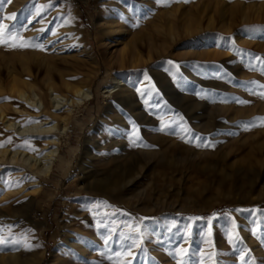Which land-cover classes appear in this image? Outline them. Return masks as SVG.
Listing matches in <instances>:
<instances>
[{
  "label": "rangeland",
  "instance_id": "rangeland-1",
  "mask_svg": "<svg viewBox=\"0 0 264 264\" xmlns=\"http://www.w3.org/2000/svg\"><path fill=\"white\" fill-rule=\"evenodd\" d=\"M140 1L119 12L116 0H0V22L13 30L23 26L22 36L40 45L0 44V111L15 123L12 130L0 122V147L23 160L0 162V226L17 240L0 248V264L38 258L52 264L75 212L89 215L80 224L96 240L81 247L83 264H114L137 224L143 240L131 257H119L129 264H264V87H258L264 85V0ZM122 10L131 25L107 30L105 24L121 22ZM13 13L14 20L4 19ZM122 50L125 58L134 56L124 68L118 65ZM113 76L125 78L139 112L119 111L124 130L105 111ZM11 80L54 107L48 81L62 97L70 96L63 83L91 92L63 133L66 108L54 112L60 117L48 139H57V150L47 175L34 170L44 169L55 147L26 143L54 119L42 113L18 119L13 110L24 103L7 98ZM36 108L42 109L38 101ZM16 136L21 145L11 143ZM114 140H129L153 157L111 201L80 189V178L88 169H97L98 178L113 174ZM177 248L186 255L178 256Z\"/></svg>",
  "mask_w": 264,
  "mask_h": 264
},
{
  "label": "bare ground",
  "instance_id": "bare-ground-1",
  "mask_svg": "<svg viewBox=\"0 0 264 264\" xmlns=\"http://www.w3.org/2000/svg\"><path fill=\"white\" fill-rule=\"evenodd\" d=\"M84 1H87V0H84ZM116 2H117L116 4L113 3L114 9L118 8V10H119V8L123 9V5L126 6L128 4L131 5V3L133 4V2H131V0H116ZM112 7H113V5H112ZM131 9H133V8H131ZM122 11H123L122 14L123 13L125 14L124 10H122ZM119 12H120V10H119ZM128 13H130V12H128ZM131 13H132V11H131ZM122 17L123 18L120 19L121 20L120 23H116V24H115V22L107 23V24H105V28L107 30H111V31L121 30L124 32L125 29H127L131 25V23L133 22V19H131L130 16H127V15L126 16L124 15ZM115 18L113 19L114 21H115ZM133 57H134L133 54L129 52V54H127V58H125L124 51L122 50V52L119 56V59H118L119 67L124 68L126 66V64L128 65L129 58L132 59ZM124 79L125 78L122 76H113L111 78L112 83H111L110 89L104 93V94H106V99H111V102L106 105L105 111L107 113L115 114V119L113 120V125H115L114 126L115 128L119 127L123 130L126 129L127 126L124 125L125 119L123 120L122 118H119L118 114H119L120 110H125L127 112H130V114L133 113V115L135 117H137L139 115L138 109L135 106L134 94L132 93V91H130L128 89L127 83H123ZM62 85L66 90H68L70 92V96L67 95L68 97L67 96L62 97L60 95L61 93L59 94V91H58L59 88H57L55 86V84H53L49 81L47 83L46 90H48L50 92L51 96L54 97L53 98L55 100L54 103H56V105L54 107L53 104H51L50 102L48 103V101L44 100L42 98L43 96L40 98L37 97V94H34V92L32 91L33 89L31 87H29V90L31 92H33V95H31L32 93L29 94L28 92L23 91L20 84H17L15 81L11 80L10 85H9V90H8L9 93L7 94V98L13 99L17 102H23L24 103L23 110H18L17 108H14V110H13V111H15L18 119H21L23 117V115H29L32 117L34 114H41V113H42V115H46L47 118L54 119L51 122V124L53 123L52 125L47 126L46 128H43V129L38 128L35 131L36 134L31 133L30 139L34 142L26 143L27 145H32V146L35 145V147H37V149H39V150L42 148L41 146L43 144H45L49 147L57 146V139H51V138L48 139L49 137H51L50 132L52 131V129L57 128L55 116L57 115V117H60V115H58V114L55 115L54 112L60 111L63 107L66 108L67 114L64 117L60 118V121H62V124H63V127H62L63 129L61 131L63 133L65 131L67 119L70 118L69 116H71V114H72V110L75 109L76 107L78 108V106H80L81 104L83 106L87 102L90 101L91 92H90L89 88H87L85 86H78V85L77 86H71L68 83H63ZM64 95H65V93H64ZM37 101H38V103L40 102V104L42 106V109L40 111H38V109H39L38 107H37L38 109L36 108ZM60 103H65V104H63L61 107H59ZM78 110H79V108H78ZM11 120H9L7 118L6 114L3 111H0V122H1V124L4 125L6 129L14 130L15 123L12 122ZM44 124H46V122ZM21 127L22 126H20V128ZM116 132H117L118 136L121 134L119 131H116ZM22 133H24V132H22ZM27 135H29V134H27ZM18 139L19 138L16 136L11 143L15 144V145H21L19 142H17ZM99 141H101V140H99ZM127 141L128 142L121 143V141L119 142L118 140H114L110 144L111 147L116 146L117 150L119 152L118 159L110 162V164L113 165L114 168H116V169H114L113 174L111 176H108V178H106V177H99L98 178V175L100 174V172H97V169L96 170H94V169L85 170L84 173L82 174L81 178H80V180H81L80 189H88V190L93 191V192L97 191V192L101 193L102 195L110 197L111 201H113V199L116 197V193H118L119 191H121V190L125 189L126 187H129L135 183V181L140 176L142 169L144 168V165H145L144 162L147 161V159L149 157H153V156H152V153H150V152H146V151L144 152L143 150H141V151L136 150L135 145H133V143H130L129 140H127ZM107 143H108V141H107ZM43 147H44V145H43ZM34 148L32 147V149H34ZM104 149H106V148H104ZM56 150H57V147H55V149L48 151L46 153L45 156H48V157L46 160L45 159L43 160L44 161L43 164L41 163L44 167L43 170L40 169V170L36 171V169H35L34 171L37 173L39 171H41L44 175H47L51 169L52 162L54 160L53 158H56V155H55ZM19 154L20 153L17 154L16 151L11 152L8 149H2L0 147V162L21 163L23 160L20 161ZM157 155H158V153H157ZM92 160H93V158H92ZM100 161H101V159H100ZM93 163H94V160H93ZM94 164H96V163H94ZM35 166H36V162H34L31 165L30 164L28 165V167L32 170L35 168ZM33 199L31 198L29 200L30 203H33ZM73 217L74 218H72V220L70 221L71 224L68 225V228L66 227L67 229L65 228L66 230L64 231V233L62 234V237H61L60 242L62 243V253L59 255V257L57 259H54L51 261L52 264H83L85 257H86V251L83 250V248H81V247H84V245L90 246L96 241L94 236H93L94 235L93 232L88 230V229L86 230V228H83L81 226L82 224H80V220L82 221L83 218H85V219L89 218V215L88 214H82L81 212H75ZM75 236H77V237L79 236V237L83 238V241L82 240L76 241L74 239ZM64 250H65V252H64ZM42 256H43V254H42ZM75 256H76V258H75ZM13 258H15L14 255H13ZM39 260H40V258H38V260H36L32 264H39Z\"/></svg>",
  "mask_w": 264,
  "mask_h": 264
},
{
  "label": "snow or ice",
  "instance_id": "snow-or-ice-1",
  "mask_svg": "<svg viewBox=\"0 0 264 264\" xmlns=\"http://www.w3.org/2000/svg\"><path fill=\"white\" fill-rule=\"evenodd\" d=\"M36 14L38 15L39 11H37ZM15 18H16L15 13L4 17V19L6 20H14ZM23 30H25L23 26L20 29L13 30L9 28L8 26H6L4 23L0 22V44L7 45L12 48L40 47V45L33 43L31 40H26L21 34ZM252 30H255V29H252ZM255 59L260 60L261 58L256 57ZM169 63H172V62H169ZM261 72L264 73V67H261ZM145 76H147L146 73H145ZM258 87H264V85H260ZM137 91H139V89H137ZM259 94L262 97H264V92H260ZM261 123L264 124V119H261ZM245 127H247V125ZM144 219H147V218H144ZM190 219H200V218L197 217V218H190ZM135 230H136L137 235L130 238L131 245L127 247L123 252L116 253V256L118 257V259L114 262V264H129V261L127 259H119V257L121 256L131 257L133 255L131 248L139 247L138 242L143 240L144 233L142 231L141 225H138V224L135 225ZM4 231H5L4 228L0 226V248L7 247V246L15 247V245L17 244V240L15 239L14 234L11 232V228H9L8 230L9 232L8 236L4 235ZM209 235H211V232H209ZM228 235H229L230 240L234 238L233 233L230 232ZM262 240H264V238H262ZM106 243H107V239H105V244ZM209 243H211V241H209ZM175 251L178 256L183 257L184 255H186V251L183 248H177ZM213 255H215V253H213ZM241 259H244L243 254L241 256ZM178 264H184V261L180 260L178 261ZM201 264H204V262L201 261ZM246 264H255V261L253 260L251 262H246Z\"/></svg>",
  "mask_w": 264,
  "mask_h": 264
}]
</instances>
